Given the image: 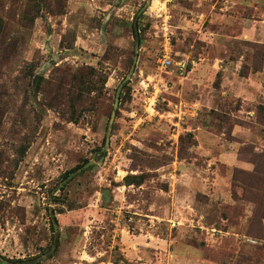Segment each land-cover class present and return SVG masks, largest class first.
<instances>
[{"label":"rangeland","instance_id":"rangeland-1","mask_svg":"<svg viewBox=\"0 0 264 264\" xmlns=\"http://www.w3.org/2000/svg\"><path fill=\"white\" fill-rule=\"evenodd\" d=\"M258 106L264 0H0V264H264Z\"/></svg>","mask_w":264,"mask_h":264},{"label":"trees","instance_id":"trees-1","mask_svg":"<svg viewBox=\"0 0 264 264\" xmlns=\"http://www.w3.org/2000/svg\"><path fill=\"white\" fill-rule=\"evenodd\" d=\"M133 31L136 39L137 29L133 26ZM137 40V39H136ZM95 70L90 68L85 71L80 72V81H87L93 79L95 75ZM40 79V78H39ZM264 111L263 106L257 107V113ZM24 152V148L21 149V153ZM262 155V154H261ZM259 155V156H261ZM256 156H252L251 163L254 165V170L252 172H245L242 170H235L233 175V184L239 185L243 188L245 193H250L252 191H258L259 193L264 192V163H259L255 160ZM262 157V156H261ZM258 157V158H261ZM128 181V178H125V182ZM129 184V183H127ZM262 218H264V212L261 213Z\"/></svg>","mask_w":264,"mask_h":264},{"label":"built area","instance_id":"built-area-1","mask_svg":"<svg viewBox=\"0 0 264 264\" xmlns=\"http://www.w3.org/2000/svg\"><path fill=\"white\" fill-rule=\"evenodd\" d=\"M167 45H169L166 42H164L163 44V52L161 54V56L158 58V67L161 70H166L167 68H169L171 66V58H170V54H169V50L167 48Z\"/></svg>","mask_w":264,"mask_h":264},{"label":"water","instance_id":"water-1","mask_svg":"<svg viewBox=\"0 0 264 264\" xmlns=\"http://www.w3.org/2000/svg\"><path fill=\"white\" fill-rule=\"evenodd\" d=\"M136 37L138 38V36L136 35ZM138 41H136V49H138ZM120 89V88H119Z\"/></svg>","mask_w":264,"mask_h":264}]
</instances>
